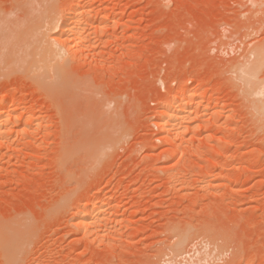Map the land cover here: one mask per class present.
Instances as JSON below:
<instances>
[{
    "label": "rangeland",
    "instance_id": "rangeland-1",
    "mask_svg": "<svg viewBox=\"0 0 264 264\" xmlns=\"http://www.w3.org/2000/svg\"><path fill=\"white\" fill-rule=\"evenodd\" d=\"M0 118V264H264V0H0Z\"/></svg>",
    "mask_w": 264,
    "mask_h": 264
},
{
    "label": "bare ground",
    "instance_id": "bare-ground-1",
    "mask_svg": "<svg viewBox=\"0 0 264 264\" xmlns=\"http://www.w3.org/2000/svg\"><path fill=\"white\" fill-rule=\"evenodd\" d=\"M26 10V9H25ZM25 12H27V11H25ZM74 15V14H73ZM72 15V16H73ZM35 16V15H34ZM20 17V16H19ZM22 17V16H21ZM23 18V17H22ZM68 18V17H67ZM71 18V17H70ZM68 20H70L69 18H68ZM72 20V21H71ZM70 21L71 22H73V18L71 19ZM33 21H34V19H33ZM38 21V20H37ZM36 20L32 23V24H30V23H28V24H23V25H18V23L19 22H16L17 23V25L19 26L17 29H15L16 31L18 30V33L16 34V36H14V37H12L13 35H15V33L14 32H16V31H14L13 33V35H9V37L8 38H5V39H7V41L8 42H6V44H5V48H4V51H5V57H4V63H5V65L8 67V66H10V67H12V66H24L25 67V65H27V63H26V61H27V57H29V56H27L28 54H27V50H28V48H29V50H30V47H29V43H30V45H31V43L32 42H30L29 40H27V39H25L24 37H23V35H25V34H29V35H31V33H32V30L34 29L35 30V28L37 27V24L36 23H38V26H39V21L37 22ZM66 21V20H65ZM65 21H63V22H65ZM70 21H66L62 26L60 25V27H62V30H61V32L64 34H66V35H68V32L73 28V27H75V24H74V26L71 28L70 26H72V25H70ZM62 22V23H63ZM70 22V23H69ZM74 22H76V21H74ZM73 24V23H72ZM17 27V26H16ZM15 27V28H16ZM101 27V26H100ZM39 28V27H38ZM76 28V27H75ZM74 28V29H75ZM56 29V28H55ZM54 29V30H55ZM76 29H78V28H76ZM38 30V29H37ZM36 32V31H35ZM58 32V31H57ZM71 32L73 33V31L71 30ZM71 32H70V34H69V36L71 35V37H73V35L71 34ZM77 32L78 31H76V34H74V37H75V35H77ZM8 33V32H7ZM40 33V32H39ZM38 33V34H39ZM79 33V32H78ZM33 34V33H32ZM37 34V35H38ZM63 34H61V35H63ZM28 35V36H29ZM60 35V36H61ZM59 36V35H58ZM12 37V38H11ZM63 37V36H62ZM73 37V38H74ZM14 38V39H13ZM60 38V37H59ZM66 38H68V37H66ZM70 38V37H69ZM62 39V38H61ZM75 39V38H74ZM60 40V39H59ZM58 40V41H59ZM63 40L64 39H62L61 41H59V43L60 42H63ZM71 40V39H70ZM69 40V41H70ZM55 41H57V40H55ZM68 41V42H69ZM74 41H76V40H74ZM72 42V43H74L75 44V42ZM82 41V40H81ZM77 42V41H76ZM34 43H32V45H33ZM77 44V43H76ZM81 44V43H80ZM59 45V44H58ZM61 45V44H60ZM64 45V44H63ZM69 45H71V44H69ZM73 45V44H72ZM68 46V45H67ZM76 46V45H75ZM75 46H74V48H75ZM70 47V46H69ZM68 47V48H69ZM32 48V47H31ZM70 49V48H69ZM23 53L24 54V56L22 55V56H18L19 55V53ZM70 53V52H69ZM26 54V55H25ZM21 55V54H20ZM25 59H26V61H25ZM28 60H30V58L28 59ZM24 64V65H23ZM184 96V95H183ZM183 96H182V99H183ZM185 97V96H184ZM179 101V100H178ZM168 116H170V114L168 115ZM1 119V118H0ZM166 124V123H165ZM168 124V123H167ZM165 126V125H164ZM168 126V125H167ZM3 126H2V122L0 121V133H1V128H2ZM164 128V127H163ZM3 131V130H2ZM3 133V132H2ZM3 135V134H2Z\"/></svg>",
    "mask_w": 264,
    "mask_h": 264
}]
</instances>
